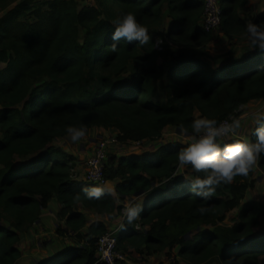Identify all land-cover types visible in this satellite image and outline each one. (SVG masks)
I'll use <instances>...</instances> for the list:
<instances>
[{
  "label": "trees",
  "instance_id": "16d2710c",
  "mask_svg": "<svg viewBox=\"0 0 264 264\" xmlns=\"http://www.w3.org/2000/svg\"><path fill=\"white\" fill-rule=\"evenodd\" d=\"M250 1L220 0L223 36H245L248 24L264 30V13L240 14ZM84 2L0 0V264H19L20 234L39 223L51 201L65 223L58 233L82 245L32 264H95L98 239L108 228L95 221L83 235L87 219L78 205L98 215H123L114 236L124 255L130 249L149 256L169 251L184 264H260L264 231L256 230L264 204L244 200L256 167L264 173V154L248 176L221 184L208 198L189 191L197 174L190 167L180 171L183 143L107 159L106 180H121L119 200L137 192L146 197L142 204L132 202L142 211L129 224L105 187L74 180V158L54 143L68 136L69 125L86 133L114 130L119 143L129 144L156 142L169 126L190 134L191 122L201 117L218 123L238 118L243 107L264 102V48L246 46L238 58L233 50L214 57L206 48L213 34L201 25L202 0ZM128 12L149 29L150 40L140 45L121 39L112 52V21ZM166 12L171 23L165 30ZM158 39L162 50L156 49ZM159 89L168 91L165 103L155 99ZM255 129L244 141L255 140ZM93 189L102 194L86 195ZM199 207L207 211L201 214ZM237 209L235 224L223 225Z\"/></svg>",
  "mask_w": 264,
  "mask_h": 264
},
{
  "label": "clouds",
  "instance_id": "9594fccd",
  "mask_svg": "<svg viewBox=\"0 0 264 264\" xmlns=\"http://www.w3.org/2000/svg\"><path fill=\"white\" fill-rule=\"evenodd\" d=\"M115 29L112 32V52L117 51L115 42L121 39L128 43L133 41L145 45L150 40L149 29L139 23L136 16L128 12L122 17L112 21ZM247 32L256 46L264 48V31L258 25L248 24ZM163 43V41H160ZM264 117L257 118V127L253 142L233 140L222 142L225 137H235L241 128L239 118L230 122H217L215 119L201 117L191 122L192 132L189 140L177 153L178 166L190 167L197 175L189 181V191L198 196L210 197L221 184H230L237 176H248L252 172L264 154ZM181 131L184 132L183 126ZM66 132L72 142L81 140L86 135V128L69 125ZM101 189L86 190L89 197H99ZM142 208L139 205L126 207L127 222L131 224L140 214ZM201 214L205 213V207L197 208Z\"/></svg>",
  "mask_w": 264,
  "mask_h": 264
},
{
  "label": "rangeland",
  "instance_id": "374dc122",
  "mask_svg": "<svg viewBox=\"0 0 264 264\" xmlns=\"http://www.w3.org/2000/svg\"><path fill=\"white\" fill-rule=\"evenodd\" d=\"M21 2V1H18ZM17 2V3H18ZM87 3H92L91 0H85ZM84 2V3H85ZM82 5V4H80ZM13 7V6H12ZM11 7V8H12ZM264 9V0H251L246 8H244L241 11L242 17L247 18L248 16H258L263 14ZM3 15L0 14V16ZM169 23V14L166 12L163 17V27L166 30ZM262 31H264L262 29ZM248 47H254L256 46L253 42V39L250 37L249 34L242 36V35H236L233 39H230L228 37L223 36L220 32H216L213 34L212 41L209 42L206 46L207 50L216 58H221L223 55L227 54L230 50L235 51V57H241L243 54V50ZM259 47V46H257ZM261 48V47H259ZM166 59H159L160 63H165ZM168 91L166 89H159L157 93V97L155 98L157 101H162L165 103L166 95ZM258 117H264V102H253L251 104H248L247 106L243 107L241 109L240 116L238 117L241 121V128L238 131V135L235 137H227L226 139H223V141L230 142L233 139L235 140H248L251 134L253 133L255 127L257 126V118ZM95 131V130H94ZM89 131V133H86L85 135V141L83 142V145L85 146V152H86V158H88V153L91 156L94 147L96 146L97 141L99 140L96 136L97 135H105L110 134L113 132V130H101V131ZM117 136V133L111 134V138H114ZM56 146L63 145V141L57 140L54 143ZM119 144V145H118ZM115 143L110 150V154L108 156L109 158H119L121 156H130L138 152V150H134V148H131V145L134 144H123V143ZM77 151L80 150V147H75L74 145H69L68 148H73ZM67 148V152L68 151ZM71 153V152H69ZM184 168V167H183ZM184 169L181 167V172ZM253 185L252 187L247 191L246 197L244 201H259L262 204H264V173H262L257 167L253 176ZM116 199L117 205H123V206H131L129 204L128 199L119 200L118 195L114 196ZM142 197V196H141ZM128 200L129 202H127ZM53 208H58L56 204H53ZM124 215H125V208H124ZM94 212V211H92ZM44 215L46 216L45 219H43L42 222L37 223L36 226L31 227L28 230H25L21 236L20 241V249H22L23 252V259L20 262V264H23L25 258H35L38 260H42L43 257L50 254V252H53V249L55 248H62L61 245L66 247L67 244H69V248H75L80 247L82 245L80 240L75 239L72 236H66L63 237L58 233L59 228H65V223L60 221L59 218H51V207L46 209L44 212ZM239 209L234 210L230 212L226 219L223 222V225L227 227H231L235 224V221L238 217ZM98 215V214H97ZM100 216H106L108 223V231L110 232H116L121 225L123 224L124 218L123 215L120 214H114L112 217L109 215H100ZM58 224V225H57ZM106 224V225H107ZM57 226L59 228H57ZM212 229L207 227V231H211ZM257 233H261L264 231V217L262 218L260 222V226L256 230ZM55 235L59 237V239L55 240ZM55 240V242H53ZM52 250V251H51ZM27 252V253H25ZM55 252V251H54ZM119 253H121L118 250ZM122 254V253H121ZM125 258L123 262L124 264H175L178 262L179 264H184V262L177 257V254L175 252H157L151 256H149L146 252H136L133 249H130V253L128 255L122 254ZM34 260V259H33ZM118 261V260H117ZM260 264H264V258L260 259Z\"/></svg>",
  "mask_w": 264,
  "mask_h": 264
},
{
  "label": "crops",
  "instance_id": "0c3cea01",
  "mask_svg": "<svg viewBox=\"0 0 264 264\" xmlns=\"http://www.w3.org/2000/svg\"><path fill=\"white\" fill-rule=\"evenodd\" d=\"M91 1L93 2V0H91ZM262 13H264V9H263ZM241 16H242V14H241ZM170 23H171V21L169 19L168 25ZM96 130L97 131H101V130L105 131V129L98 128V127L92 129V131H94V132H96ZM113 133H115L114 130L110 134H105V135H102V136L101 135H97L96 137L98 139L99 138H110L111 134H113ZM188 140H189V134H187L185 132H182L181 130L175 129L174 127L169 126L163 131V134H162L160 140H158L156 142L143 141L140 144H137L136 142H131L129 144L134 143V144L131 145V148H134V150H138V152H136L133 155H144L146 153H154L156 151V148L160 144H167V143H172V142H180V143L185 144ZM233 140H235V139H233ZM61 141H63V145H61L59 147L62 148V151L66 155L72 156L74 158V169H73L74 180H78V181H82L83 182L85 180V178H86V161L90 157V155L88 153L89 157L86 158L85 146L83 145V142L85 141V136L81 140H79L77 142H72L69 136L61 139ZM223 142H226V141H223ZM230 142H232V141H230ZM70 144L74 145L75 147L79 146L80 150L77 151L76 149H74V147L69 149L68 146ZM67 148H68V151L71 152V153L66 151ZM182 169H185V167L184 168L182 167ZM120 182H121L120 179H117V180H114V181H107V183H106V185L104 187L107 189L108 192H110L111 194H113L115 196L116 195L115 194L116 186ZM145 199H146V197L144 195H142V197H140L138 199H135L134 202L136 201L139 204H142V203L145 202ZM115 201H116V199H115ZM126 201L129 202L128 200H126ZM53 204L57 205L56 202L51 201L50 206H49V207H51L50 216H51V218H53V217L57 218L58 217V213H59V206L57 205L58 208H53ZM129 204L131 205V202H129ZM118 206H123V205H118ZM123 207L126 209L127 206L126 207L123 206ZM76 211L83 213L86 216V219H87V226L81 230V233L83 235H85L87 233V229L90 226V224H92L95 221H103L105 224L108 223L107 221H105V219H107L106 216L97 215L95 212H92L91 210L83 207L82 205H78L76 207ZM45 218H46V216L43 213L42 217H41V220L39 222H42L43 219H45ZM106 226H108V224ZM57 228H59V227L57 226ZM54 237H55L56 241L59 239V237L57 235H55ZM55 240L53 242H55ZM61 246H62V248L59 247V248L53 249V252H50V254L47 255L46 257L44 256L43 259L48 258L53 253L58 252L60 250H64L65 248L66 249H71V248H69L70 247L69 244H67L66 247H64L63 245H61ZM25 253H27V252H25ZM23 257H24V255H22V259H23ZM22 259L19 261V264L22 261ZM37 261H38V259H35V258H31V259H29V258L26 259L25 258L23 264H32V263H36Z\"/></svg>",
  "mask_w": 264,
  "mask_h": 264
},
{
  "label": "built area",
  "instance_id": "2783aa9c",
  "mask_svg": "<svg viewBox=\"0 0 264 264\" xmlns=\"http://www.w3.org/2000/svg\"><path fill=\"white\" fill-rule=\"evenodd\" d=\"M204 12L202 17V29L204 32L215 34L219 32L222 23V5L220 0H202ZM161 39L156 42V49L162 50ZM233 117L225 119L230 122ZM227 137L223 138L226 139ZM118 142L117 136L114 138H99L94 147L91 156L86 161V178L84 182L98 184L104 187L107 180L104 175V169L110 150ZM140 144L141 142H136ZM115 231H108L103 236L99 237L97 242V254L95 264H116V261H124V256L118 252L116 246Z\"/></svg>",
  "mask_w": 264,
  "mask_h": 264
},
{
  "label": "water",
  "instance_id": "95a60500",
  "mask_svg": "<svg viewBox=\"0 0 264 264\" xmlns=\"http://www.w3.org/2000/svg\"><path fill=\"white\" fill-rule=\"evenodd\" d=\"M142 195H143L142 192H137V193H136L135 195H133L132 197H129L128 200L133 202L135 199L140 198ZM189 235H190V234H188V236H189ZM188 236H187V237H188Z\"/></svg>",
  "mask_w": 264,
  "mask_h": 264
}]
</instances>
